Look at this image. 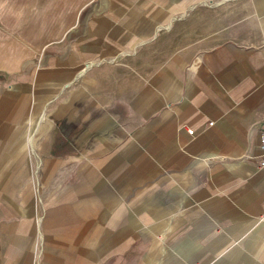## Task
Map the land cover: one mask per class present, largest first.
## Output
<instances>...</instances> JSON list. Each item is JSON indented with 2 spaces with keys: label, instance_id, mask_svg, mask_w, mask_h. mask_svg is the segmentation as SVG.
<instances>
[{
  "label": "crops",
  "instance_id": "1",
  "mask_svg": "<svg viewBox=\"0 0 264 264\" xmlns=\"http://www.w3.org/2000/svg\"><path fill=\"white\" fill-rule=\"evenodd\" d=\"M31 1L0 0V264H264V0Z\"/></svg>",
  "mask_w": 264,
  "mask_h": 264
},
{
  "label": "rangeland",
  "instance_id": "2",
  "mask_svg": "<svg viewBox=\"0 0 264 264\" xmlns=\"http://www.w3.org/2000/svg\"><path fill=\"white\" fill-rule=\"evenodd\" d=\"M29 2V0H25V4ZM85 2V0H42L41 6H42V14L44 15L45 12L48 13V16H51L53 20H55L54 24L49 25V30L59 28L60 20L62 21L64 18H66L70 12L75 11L78 6H80L81 3ZM30 3L32 4V1L30 0ZM37 3L38 0H37ZM29 4V3H28ZM26 5L23 10L26 14L32 11L33 7L29 8V5ZM19 10V9H18ZM15 12H18L17 9H14ZM19 13V12H18ZM58 24H56L57 20ZM50 32V31H49Z\"/></svg>",
  "mask_w": 264,
  "mask_h": 264
},
{
  "label": "built area",
  "instance_id": "3",
  "mask_svg": "<svg viewBox=\"0 0 264 264\" xmlns=\"http://www.w3.org/2000/svg\"><path fill=\"white\" fill-rule=\"evenodd\" d=\"M192 133H194V130H191ZM263 149H264V135H263ZM261 167H264V154H263V160L260 163Z\"/></svg>",
  "mask_w": 264,
  "mask_h": 264
}]
</instances>
